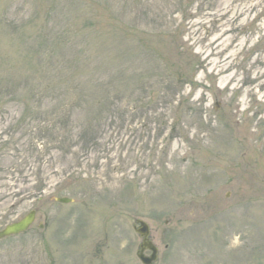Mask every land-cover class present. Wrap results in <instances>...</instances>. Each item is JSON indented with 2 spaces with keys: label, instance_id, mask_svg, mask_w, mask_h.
Wrapping results in <instances>:
<instances>
[{
  "label": "rangeland",
  "instance_id": "rangeland-1",
  "mask_svg": "<svg viewBox=\"0 0 264 264\" xmlns=\"http://www.w3.org/2000/svg\"><path fill=\"white\" fill-rule=\"evenodd\" d=\"M31 210L0 264H142L137 219L264 264V0H0V230Z\"/></svg>",
  "mask_w": 264,
  "mask_h": 264
},
{
  "label": "water",
  "instance_id": "water-1",
  "mask_svg": "<svg viewBox=\"0 0 264 264\" xmlns=\"http://www.w3.org/2000/svg\"><path fill=\"white\" fill-rule=\"evenodd\" d=\"M61 203H70L72 200L69 198H59L57 199ZM36 219V211H31L21 220L14 222L12 224L7 225L3 230L0 231V240L12 235H18L28 230V228L34 223ZM140 224L139 228L136 231L143 238V244L141 245V253H139V258L144 264H152L157 260L158 250L150 241V229L146 222L138 221ZM145 249H150L152 251V255L150 257H146L143 254Z\"/></svg>",
  "mask_w": 264,
  "mask_h": 264
}]
</instances>
